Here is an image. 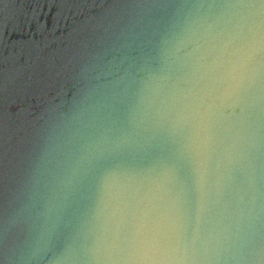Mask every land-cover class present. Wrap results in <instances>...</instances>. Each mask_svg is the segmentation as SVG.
<instances>
[{
  "label": "water",
  "instance_id": "95a60500",
  "mask_svg": "<svg viewBox=\"0 0 264 264\" xmlns=\"http://www.w3.org/2000/svg\"><path fill=\"white\" fill-rule=\"evenodd\" d=\"M0 264H264V2L0 0Z\"/></svg>",
  "mask_w": 264,
  "mask_h": 264
},
{
  "label": "clouds",
  "instance_id": "9594fccd",
  "mask_svg": "<svg viewBox=\"0 0 264 264\" xmlns=\"http://www.w3.org/2000/svg\"><path fill=\"white\" fill-rule=\"evenodd\" d=\"M262 2H264V0H262Z\"/></svg>",
  "mask_w": 264,
  "mask_h": 264
}]
</instances>
